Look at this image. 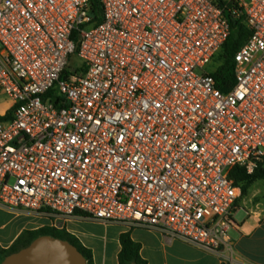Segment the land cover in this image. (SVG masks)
Segmentation results:
<instances>
[{
	"label": "built area",
	"instance_id": "built-area-1",
	"mask_svg": "<svg viewBox=\"0 0 264 264\" xmlns=\"http://www.w3.org/2000/svg\"><path fill=\"white\" fill-rule=\"evenodd\" d=\"M99 3L83 28L88 0H0V206L56 229L156 231L231 264L233 171L264 159V0ZM225 11L250 34L223 93L206 66Z\"/></svg>",
	"mask_w": 264,
	"mask_h": 264
},
{
	"label": "crops",
	"instance_id": "crops-1",
	"mask_svg": "<svg viewBox=\"0 0 264 264\" xmlns=\"http://www.w3.org/2000/svg\"><path fill=\"white\" fill-rule=\"evenodd\" d=\"M222 1L227 2L228 0ZM1 96L6 98L3 94ZM2 104L4 108L0 111V116L8 112L10 101L6 98ZM0 211L12 216L8 225H0V228L3 227V231H0V249L6 250L11 247L24 231L35 230L47 225L46 220L27 211H11L1 206ZM67 224L71 228L68 229ZM92 224L99 223L69 221L64 224V228L74 235L85 248L91 250L94 264H118L119 235L127 231H130L132 240L141 245L140 255L147 264H173L175 259H180L176 262L182 261L183 264H230L223 263L215 254L156 231L100 224L103 231L92 233L88 228ZM233 230L237 233V237L231 238L233 247L231 264H264V214L248 213L247 219L242 223L237 222ZM183 252L187 253L186 257L181 254Z\"/></svg>",
	"mask_w": 264,
	"mask_h": 264
},
{
	"label": "trees",
	"instance_id": "trees-1",
	"mask_svg": "<svg viewBox=\"0 0 264 264\" xmlns=\"http://www.w3.org/2000/svg\"><path fill=\"white\" fill-rule=\"evenodd\" d=\"M217 3L220 6L225 5V2L222 0H217ZM88 10L90 13L94 14V18L89 24L83 26V28L95 26L102 21V8L100 6L99 0H88ZM224 16L229 23L230 31L226 41L215 56V59L220 62V65L215 72L211 73V76L215 81L216 88L221 92L226 93L234 85V55L249 36L250 30L247 27L245 18L243 16L234 17L228 11L224 12ZM75 58H77L76 54H74L69 60V64L62 73L61 78H64L72 69L71 61ZM52 91L53 90H51L49 94H51ZM10 115L11 111H8L4 116H0V122L7 120ZM232 176L234 178L235 185L240 186L241 193H246L247 189L252 184L257 181L264 180V159L251 175H247L243 170L235 168ZM39 236H51L68 241L84 256L87 264H94L91 250L85 248L74 235L67 232L65 228L56 229L49 226H43L35 230L24 231L11 247L6 250L0 249V262L7 255L15 253L28 246ZM119 244L120 250L117 254L118 264H147V262L142 259L140 255L141 245L138 242L132 240L130 231L119 235Z\"/></svg>",
	"mask_w": 264,
	"mask_h": 264
},
{
	"label": "water",
	"instance_id": "water-1",
	"mask_svg": "<svg viewBox=\"0 0 264 264\" xmlns=\"http://www.w3.org/2000/svg\"><path fill=\"white\" fill-rule=\"evenodd\" d=\"M94 18V14H90ZM0 264H87L78 249L66 240L39 236L28 246L9 254ZM135 264V263H132Z\"/></svg>",
	"mask_w": 264,
	"mask_h": 264
},
{
	"label": "rangeland",
	"instance_id": "rangeland-1",
	"mask_svg": "<svg viewBox=\"0 0 264 264\" xmlns=\"http://www.w3.org/2000/svg\"><path fill=\"white\" fill-rule=\"evenodd\" d=\"M78 63V59H72L71 64ZM220 65V62L217 59H213L207 66L206 70L210 73H213L217 70L218 66ZM2 93H0V111L3 110L4 106L2 104L3 101H6V98H3ZM4 95V94H3ZM8 102V101H7ZM237 208H239V211L235 215V220L238 223H242L245 221L248 217V213L250 212H259L260 214H264V180H260L252 184L246 191V193L240 195L237 203ZM12 216L10 214H7L5 212L0 211V225H8L9 222H11ZM3 228V227H2ZM0 228V231H3V229ZM67 228H71L69 224H67ZM89 232L92 233H100L103 231V227L100 224H92L88 227ZM2 229V230H1ZM7 229V228H6ZM229 235L232 239H235L237 237V233L232 229L229 232ZM185 257L187 255L186 252L181 253ZM180 259H175V264H183L182 261L176 262ZM173 262V264H174Z\"/></svg>",
	"mask_w": 264,
	"mask_h": 264
}]
</instances>
